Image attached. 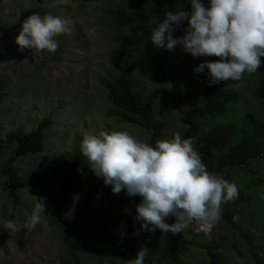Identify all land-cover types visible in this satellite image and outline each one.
<instances>
[{
    "label": "rangeland",
    "instance_id": "1",
    "mask_svg": "<svg viewBox=\"0 0 264 264\" xmlns=\"http://www.w3.org/2000/svg\"><path fill=\"white\" fill-rule=\"evenodd\" d=\"M201 2L206 4L207 0ZM118 5L130 8L133 3L125 0H0V26L7 27L17 20L20 12L38 7L44 11V16L51 14L68 20L70 29L55 38L59 43L55 52L20 49L15 43L20 29L0 34V89L3 93L0 169L10 167L19 178L31 180L17 191L19 203L12 205L3 190L5 176L0 172V218L25 223L34 208L32 196L45 198L46 206L42 223L32 230L14 233L0 228V264H113L128 251L136 237L137 232L133 231L122 236L119 233L127 210L140 201L136 196H127L123 190L118 194L112 192V207L94 201L92 207L82 213L88 241L82 252L69 254L61 243L64 220L58 193L60 187L69 183L44 180L38 175V164L43 157L76 152L86 134L127 131L137 141L147 142L148 132L122 122L113 112L99 78L109 79L119 72L126 74L132 90L151 103L153 119L165 124L158 141L170 140L174 133L181 135L183 129L169 84L152 78L158 66L174 79L185 103L202 101V91L193 83L191 74L197 57L179 46L172 51L156 47L149 37L127 43L117 41L122 31L110 25L108 11ZM180 10L191 12V0H185ZM173 36L181 35L173 32ZM261 61L258 71L244 73L243 78L231 86L239 96L238 102L229 104L221 116L202 120L203 132L208 133L219 124H233L238 130L245 125L246 114L264 122V99L253 94L264 79V57ZM45 119L49 120V126L42 152L13 157L7 165L14 144L5 142V134L29 132ZM227 131V128L222 129L220 139L211 135L215 147L198 152L200 157L206 158L207 150L216 153V146ZM238 135L241 134L234 133L231 140H236ZM224 173L227 181L237 186L238 193L247 197L245 202L228 201V210L235 216L232 224L221 219L211 233L206 234L193 223L184 230L192 236L184 231L173 235L159 229L146 230L128 260L134 259L141 247H146L150 253L144 264H207L203 249L196 244H209L216 246L215 252L222 264H256L254 258L264 262V151L244 168L225 169ZM71 186L68 210L76 214L90 186L79 177L73 179ZM74 196L79 199L74 201ZM44 222L50 230L44 229ZM166 222L174 223L175 218L169 217ZM180 240L184 244L192 241L193 245H185L174 260L170 253L177 250ZM128 260L124 264H128Z\"/></svg>",
    "mask_w": 264,
    "mask_h": 264
},
{
    "label": "clouds",
    "instance_id": "2",
    "mask_svg": "<svg viewBox=\"0 0 264 264\" xmlns=\"http://www.w3.org/2000/svg\"><path fill=\"white\" fill-rule=\"evenodd\" d=\"M187 20L184 35L174 37V26ZM69 21L47 14L28 16L21 24L15 43L20 49L55 52L57 36L68 32ZM154 46L169 51L179 46L192 57L215 56L195 68H207L211 84L239 81L244 73L260 69L264 57V0H191V12L167 11L151 29ZM193 138L174 133L170 140H159L155 147L137 141L127 131H100L86 134L80 152L92 172L111 185L113 193L122 190L129 197L140 198L135 205V219L141 229L179 234L195 223L198 230L210 234L221 220L222 204L238 197L234 183L207 171ZM34 208L25 223L0 218V228L19 233L42 223L45 198L32 196ZM74 196L73 200H78ZM72 211L65 214L70 218ZM174 217V223H167ZM44 229L50 230L47 222ZM150 250L141 247L128 264H144Z\"/></svg>",
    "mask_w": 264,
    "mask_h": 264
},
{
    "label": "trees",
    "instance_id": "3",
    "mask_svg": "<svg viewBox=\"0 0 264 264\" xmlns=\"http://www.w3.org/2000/svg\"><path fill=\"white\" fill-rule=\"evenodd\" d=\"M124 1V0H120ZM132 2L130 8L127 6H115L108 11V20L110 25L117 30H121L116 39L121 43H127L138 38L150 37L151 29L160 22L165 12L179 11L185 0H125ZM205 7L209 5L207 0ZM32 14L44 16V11L40 8H30L20 12L17 20L11 25L0 26V34H8L13 30L20 29L22 22ZM188 27L187 20H184L178 26H174V33L184 35V30ZM215 56H200L192 68L193 83L202 91V101L200 103H185L182 99L178 87L174 79L168 75L161 67H157V73L152 75L156 82L169 84L175 101V110L178 114V121L183 126L181 131L182 138H193L194 147L198 152H202L206 147L214 148L211 142V135L218 137L223 135L222 129L227 128L228 134L216 146V153L211 150L205 151L206 158H202L207 170L213 174L227 180L224 173L225 169L244 168L249 161L257 159L264 151V122L255 119L250 114L244 116L245 125L238 130L235 125L224 126L223 124L215 125L210 132H203V122L205 118H215L225 113L229 104H236L239 100L238 94L231 87L238 81H226L220 84H211L207 76V68L203 72H195V68L204 61L218 60ZM99 84L105 91V98L113 112L120 118L122 122H126L137 126L138 128L148 132L147 144L155 147L156 142L165 126L162 121H156L152 116V105L145 100L142 95L132 90L130 80L124 72H119L112 78H99ZM253 94L259 99H264V79L254 89ZM3 93L0 89V101ZM49 126V120L40 121L37 126L29 132H11L5 134V142L14 144L13 155L6 161V164L12 161L13 157L23 156L27 154L41 153L43 149V139ZM240 133L237 139L232 141L234 133ZM3 142L0 141V145ZM204 154V153H202ZM1 174L5 176L3 190L6 192L7 198L12 205L19 203L17 191L28 185L31 180L19 178L15 170L10 167L1 166ZM38 175L44 180L55 182L67 181L68 186L58 189L60 203L62 205V217L64 227L61 236V243L66 251L71 255L82 252L87 244L88 236L85 227L81 221L82 213L91 208L94 201L104 202L108 207H112V190L111 185H105L103 178L97 177L92 172L86 158L83 157L80 149L74 153L59 152L48 157H43L38 164ZM82 178L86 181L90 189L85 193L80 203V211L72 214L70 218H65V214L69 213L68 198L72 191L71 183L74 178ZM140 201L139 197H136ZM247 197L242 193H238V197L232 203L245 202ZM230 202L222 204L221 219L227 224H232L235 216L228 210ZM135 207L129 208L123 221V228L119 235L130 234L131 231L137 232L136 237L129 244L128 251L121 254L113 264H124L133 256L135 246L140 241L144 229L135 219ZM192 236L189 231H184ZM185 245H193L192 241L186 244L182 240L175 252H171L172 258L175 260L178 254L184 249ZM197 247L203 249L207 264H222L216 246L209 244H196ZM256 264H264L262 260L254 258Z\"/></svg>",
    "mask_w": 264,
    "mask_h": 264
}]
</instances>
